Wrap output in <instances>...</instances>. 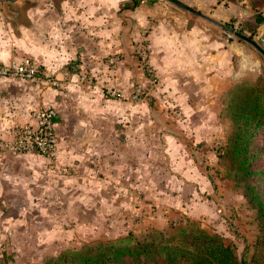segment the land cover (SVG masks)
<instances>
[{
  "label": "crops",
  "instance_id": "obj_1",
  "mask_svg": "<svg viewBox=\"0 0 264 264\" xmlns=\"http://www.w3.org/2000/svg\"><path fill=\"white\" fill-rule=\"evenodd\" d=\"M178 1L194 12L167 0H19L17 28L0 13V65L30 59L62 83L0 78V139L31 124L33 111L55 113V162L39 158L58 181L43 183V207L52 185L61 205L98 215L127 208L158 229L218 214L220 185L207 166L217 159L222 98L259 74L260 52L224 25L248 0ZM263 28L264 19L256 33ZM144 56L158 79L152 96L108 98L106 87L126 96L144 78ZM3 156L0 164L20 155ZM11 188L12 204L23 200ZM25 196L33 208L39 197Z\"/></svg>",
  "mask_w": 264,
  "mask_h": 264
},
{
  "label": "rangeland",
  "instance_id": "obj_2",
  "mask_svg": "<svg viewBox=\"0 0 264 264\" xmlns=\"http://www.w3.org/2000/svg\"><path fill=\"white\" fill-rule=\"evenodd\" d=\"M256 18L264 19V0H248L247 11L244 10L241 16L229 17L224 25L230 26L236 34L251 36V40L257 44L254 38ZM234 23L238 25L236 29L233 28ZM229 36L227 34L226 38H239ZM258 59V69L264 71L261 53H258ZM259 74L251 73L242 80H254ZM223 126L221 123V138L214 143L215 148L224 144ZM226 129L230 128L226 126ZM251 151V170L262 173L249 178L248 186L243 180H236V169L217 154V159L207 166L211 177L220 185L219 194L215 196L219 203L217 215L198 220L181 219L162 230L171 233L175 228L192 223L209 234L219 235L225 244H233L241 259L246 252L245 247L253 245L261 235L256 210L245 195L250 192L249 188L254 187L264 201V128L259 129L252 138ZM6 158L8 160L0 164V264H47L51 259V262L56 261L64 250L74 251L95 243L112 242L128 233H141L151 228L143 221L145 215L142 212L133 213L127 208H119L113 214H107L110 213L108 211L98 215L91 213L95 207L87 212L89 208L61 205L52 185L49 190L51 197L46 202L47 206L43 207L40 197L44 191L42 185L56 183L55 175L46 173V164L36 153L34 158L30 154ZM14 158L18 159L9 160ZM11 187L18 189L23 196V200L14 198L16 204L11 202L15 195ZM26 193L39 197L33 208L25 203Z\"/></svg>",
  "mask_w": 264,
  "mask_h": 264
},
{
  "label": "trees",
  "instance_id": "obj_3",
  "mask_svg": "<svg viewBox=\"0 0 264 264\" xmlns=\"http://www.w3.org/2000/svg\"><path fill=\"white\" fill-rule=\"evenodd\" d=\"M139 2L141 0H133L134 5ZM256 22L261 24L263 19L256 18ZM222 105L224 144L217 147V156L229 161L237 171L236 180H243L248 186L249 178L262 173L251 170V140L264 128V71L254 80L233 83L224 94ZM249 191L245 196L256 210L261 235L253 245L245 247L241 259L233 244H225L219 235L188 223L171 233L151 227L112 242L64 250L56 261L51 262V259L47 264H264V201L254 187Z\"/></svg>",
  "mask_w": 264,
  "mask_h": 264
},
{
  "label": "built area",
  "instance_id": "obj_4",
  "mask_svg": "<svg viewBox=\"0 0 264 264\" xmlns=\"http://www.w3.org/2000/svg\"><path fill=\"white\" fill-rule=\"evenodd\" d=\"M234 24V29L237 28ZM260 49L264 51V28L254 36ZM144 56L141 63L144 69V78L135 80L132 87L125 96L122 90L113 87H106V95L110 99L125 100L131 103H141L152 96L158 79ZM118 60L113 57L108 65L113 69ZM0 78L18 79L30 83L47 84L52 87H61L62 83L58 79H52L44 75L40 67L30 59H23L19 62H12L7 65H0ZM85 77H82L84 80ZM55 113L51 109L43 108L33 111L32 123L16 127L10 139H0V155H24L36 153L48 161L49 164L55 162L57 150V136L55 133Z\"/></svg>",
  "mask_w": 264,
  "mask_h": 264
},
{
  "label": "water",
  "instance_id": "obj_5",
  "mask_svg": "<svg viewBox=\"0 0 264 264\" xmlns=\"http://www.w3.org/2000/svg\"><path fill=\"white\" fill-rule=\"evenodd\" d=\"M19 0H0V13L5 17V19L12 24L14 28H17V25L19 23V17L21 16V12L19 11V8L17 7L16 3ZM175 5H178L190 12H194L191 8L185 6L178 0H167ZM21 10V9H20ZM205 19L209 20L208 18L204 17ZM214 23L213 21H210ZM243 40L251 43L254 45L257 50L261 53V55L264 57V51L260 49V47L251 39L242 37Z\"/></svg>",
  "mask_w": 264,
  "mask_h": 264
}]
</instances>
